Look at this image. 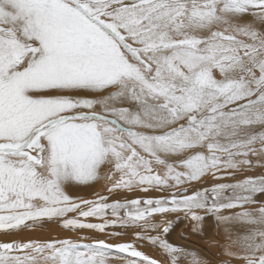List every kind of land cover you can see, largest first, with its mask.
<instances>
[{
	"label": "snow or ice",
	"instance_id": "snow-or-ice-1",
	"mask_svg": "<svg viewBox=\"0 0 264 264\" xmlns=\"http://www.w3.org/2000/svg\"><path fill=\"white\" fill-rule=\"evenodd\" d=\"M0 264H264V0H0Z\"/></svg>",
	"mask_w": 264,
	"mask_h": 264
},
{
	"label": "bare ground",
	"instance_id": "bare-ground-1",
	"mask_svg": "<svg viewBox=\"0 0 264 264\" xmlns=\"http://www.w3.org/2000/svg\"><path fill=\"white\" fill-rule=\"evenodd\" d=\"M103 183H104V180L101 179V181H100L99 184L97 185V189H99V187H100L101 185H103ZM182 227H183V225H181V228H182ZM57 232H58V230H57ZM57 232H54L53 235H56ZM178 232H179V230H178ZM59 234H60V235H64V233H59ZM145 251H147V249H145Z\"/></svg>",
	"mask_w": 264,
	"mask_h": 264
},
{
	"label": "rangeland",
	"instance_id": "rangeland-1",
	"mask_svg": "<svg viewBox=\"0 0 264 264\" xmlns=\"http://www.w3.org/2000/svg\"><path fill=\"white\" fill-rule=\"evenodd\" d=\"M102 186V185H101Z\"/></svg>",
	"mask_w": 264,
	"mask_h": 264
}]
</instances>
